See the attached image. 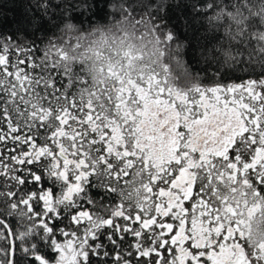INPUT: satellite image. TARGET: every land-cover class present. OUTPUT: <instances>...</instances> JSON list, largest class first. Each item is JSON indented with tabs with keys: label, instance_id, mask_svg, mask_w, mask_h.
<instances>
[{
	"label": "snow or ice",
	"instance_id": "1",
	"mask_svg": "<svg viewBox=\"0 0 264 264\" xmlns=\"http://www.w3.org/2000/svg\"><path fill=\"white\" fill-rule=\"evenodd\" d=\"M0 264H264V0H0Z\"/></svg>",
	"mask_w": 264,
	"mask_h": 264
},
{
	"label": "trees",
	"instance_id": "2",
	"mask_svg": "<svg viewBox=\"0 0 264 264\" xmlns=\"http://www.w3.org/2000/svg\"><path fill=\"white\" fill-rule=\"evenodd\" d=\"M12 15H13V12L12 11H7L6 12V16L7 17L11 18Z\"/></svg>",
	"mask_w": 264,
	"mask_h": 264
}]
</instances>
